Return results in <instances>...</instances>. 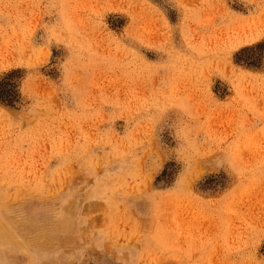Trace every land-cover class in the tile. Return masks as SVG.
<instances>
[{
	"label": "rangeland",
	"instance_id": "374dc122",
	"mask_svg": "<svg viewBox=\"0 0 264 264\" xmlns=\"http://www.w3.org/2000/svg\"><path fill=\"white\" fill-rule=\"evenodd\" d=\"M0 189V264H264V0H0Z\"/></svg>",
	"mask_w": 264,
	"mask_h": 264
},
{
	"label": "bare ground",
	"instance_id": "6f19581e",
	"mask_svg": "<svg viewBox=\"0 0 264 264\" xmlns=\"http://www.w3.org/2000/svg\"><path fill=\"white\" fill-rule=\"evenodd\" d=\"M221 28V27H220ZM55 178V177H54ZM1 190V189H0ZM71 212V211H70ZM71 215V214H70ZM7 218V217H6ZM1 219V218H0ZM11 219H13V218H11ZM3 221V220H2ZM5 221V220H4ZM2 224V223H1ZM12 224V223H11ZM59 224V223H58ZM58 226H61V225H58ZM62 227V226H61ZM16 228V227H15ZM2 230V229H1ZM23 230V229H22ZM14 231V230H13ZM10 233V232H9ZM22 234H23V232H22ZM11 235V234H10ZM16 235V234H15ZM17 237V236H16ZM28 237V236H27ZM22 240V239H21ZM19 241V240H18ZM7 242V241H6ZM19 243V242H18ZM25 243V242H24ZM22 244V243H21ZM30 244V243H29ZM14 246V245H13ZM23 246H25V245H23ZM6 247H8V246H6ZM12 247V246H11ZM9 248V247H8ZM15 248H16V246H15Z\"/></svg>",
	"mask_w": 264,
	"mask_h": 264
}]
</instances>
